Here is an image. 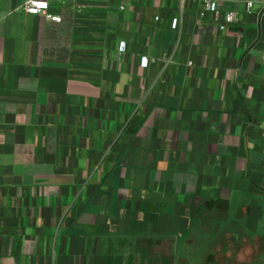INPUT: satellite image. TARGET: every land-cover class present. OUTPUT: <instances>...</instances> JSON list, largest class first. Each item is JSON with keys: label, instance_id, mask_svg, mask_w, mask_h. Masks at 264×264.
I'll use <instances>...</instances> for the list:
<instances>
[{"label": "crops", "instance_id": "0c3cea01", "mask_svg": "<svg viewBox=\"0 0 264 264\" xmlns=\"http://www.w3.org/2000/svg\"><path fill=\"white\" fill-rule=\"evenodd\" d=\"M25 1L0 0V264H257V9Z\"/></svg>", "mask_w": 264, "mask_h": 264}, {"label": "built area", "instance_id": "2783aa9c", "mask_svg": "<svg viewBox=\"0 0 264 264\" xmlns=\"http://www.w3.org/2000/svg\"><path fill=\"white\" fill-rule=\"evenodd\" d=\"M204 8L207 11L219 12L221 0H203ZM245 6L247 11H252L255 8L260 16L261 20H264V0H245ZM50 0H26L23 3V8L33 14H44L47 18L61 20V16L54 15L49 11ZM235 19V13L233 10L229 11L226 15L224 23L220 24L221 28L225 27L226 23L233 22ZM172 27L177 29L179 27V18H174L172 22ZM126 41L120 42V51L126 50ZM141 63L144 66H147L149 59L147 56H143Z\"/></svg>", "mask_w": 264, "mask_h": 264}, {"label": "rangeland", "instance_id": "374dc122", "mask_svg": "<svg viewBox=\"0 0 264 264\" xmlns=\"http://www.w3.org/2000/svg\"><path fill=\"white\" fill-rule=\"evenodd\" d=\"M262 229L264 230V226H262ZM257 264H264V253L259 254V258H257Z\"/></svg>", "mask_w": 264, "mask_h": 264}]
</instances>
